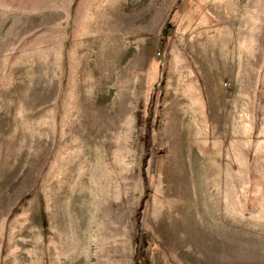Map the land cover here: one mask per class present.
Masks as SVG:
<instances>
[{"label":"rangeland","instance_id":"1","mask_svg":"<svg viewBox=\"0 0 264 264\" xmlns=\"http://www.w3.org/2000/svg\"><path fill=\"white\" fill-rule=\"evenodd\" d=\"M0 264H264V0H0Z\"/></svg>","mask_w":264,"mask_h":264}]
</instances>
